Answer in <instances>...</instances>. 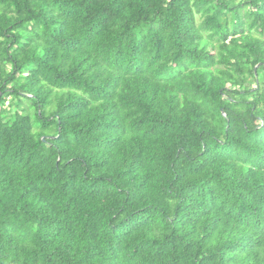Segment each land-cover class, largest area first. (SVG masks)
Masks as SVG:
<instances>
[{"label":"trees","instance_id":"trees-1","mask_svg":"<svg viewBox=\"0 0 264 264\" xmlns=\"http://www.w3.org/2000/svg\"><path fill=\"white\" fill-rule=\"evenodd\" d=\"M0 264H264V0H0Z\"/></svg>","mask_w":264,"mask_h":264},{"label":"rangeland","instance_id":"rangeland-1","mask_svg":"<svg viewBox=\"0 0 264 264\" xmlns=\"http://www.w3.org/2000/svg\"><path fill=\"white\" fill-rule=\"evenodd\" d=\"M10 100H11V98L8 97L6 103L8 104ZM22 106H23V109H24L26 112L33 113L34 109H33V107L31 106V101H30V100H27V99H25V98H22ZM34 126H35V124H34ZM35 129H36V128H35ZM36 130H38V129H36Z\"/></svg>","mask_w":264,"mask_h":264},{"label":"water","instance_id":"water-1","mask_svg":"<svg viewBox=\"0 0 264 264\" xmlns=\"http://www.w3.org/2000/svg\"><path fill=\"white\" fill-rule=\"evenodd\" d=\"M43 139H45V136H43Z\"/></svg>","mask_w":264,"mask_h":264}]
</instances>
